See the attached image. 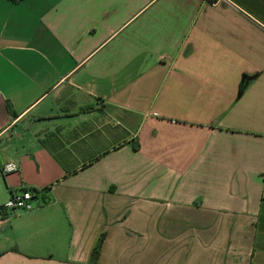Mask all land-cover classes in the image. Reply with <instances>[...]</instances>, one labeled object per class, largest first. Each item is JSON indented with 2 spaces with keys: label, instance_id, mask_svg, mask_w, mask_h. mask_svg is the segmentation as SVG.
<instances>
[{
  "label": "crops",
  "instance_id": "1",
  "mask_svg": "<svg viewBox=\"0 0 264 264\" xmlns=\"http://www.w3.org/2000/svg\"><path fill=\"white\" fill-rule=\"evenodd\" d=\"M0 176V264H264V0H0Z\"/></svg>",
  "mask_w": 264,
  "mask_h": 264
},
{
  "label": "built area",
  "instance_id": "2",
  "mask_svg": "<svg viewBox=\"0 0 264 264\" xmlns=\"http://www.w3.org/2000/svg\"><path fill=\"white\" fill-rule=\"evenodd\" d=\"M17 170L18 166L13 162L5 163L1 168L2 174L14 173L17 172ZM32 200L33 195L27 189L21 190L17 194H10V198L6 204L0 207V214L4 212L5 214L14 215L19 212H28L33 208Z\"/></svg>",
  "mask_w": 264,
  "mask_h": 264
},
{
  "label": "rangeland",
  "instance_id": "3",
  "mask_svg": "<svg viewBox=\"0 0 264 264\" xmlns=\"http://www.w3.org/2000/svg\"><path fill=\"white\" fill-rule=\"evenodd\" d=\"M1 179V176H0ZM10 196L6 195V192L3 187V183H0V207L4 206L6 202L9 200ZM11 215V214H9Z\"/></svg>",
  "mask_w": 264,
  "mask_h": 264
},
{
  "label": "trees",
  "instance_id": "4",
  "mask_svg": "<svg viewBox=\"0 0 264 264\" xmlns=\"http://www.w3.org/2000/svg\"><path fill=\"white\" fill-rule=\"evenodd\" d=\"M210 3H214V1L215 0H208ZM28 191H30L32 194L33 193H37V191L36 190H34V189H30V190H28ZM99 245H100V243H98V245L93 249V251H92V254H91V263L92 264H95L96 263V258H97V254H98V248H99Z\"/></svg>",
  "mask_w": 264,
  "mask_h": 264
}]
</instances>
